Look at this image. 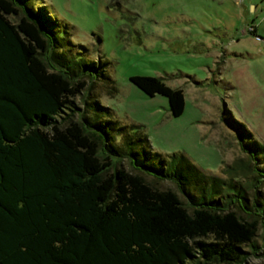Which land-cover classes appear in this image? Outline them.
Segmentation results:
<instances>
[{
  "label": "trees",
  "instance_id": "16d2710c",
  "mask_svg": "<svg viewBox=\"0 0 264 264\" xmlns=\"http://www.w3.org/2000/svg\"><path fill=\"white\" fill-rule=\"evenodd\" d=\"M60 25L43 0H0V264L264 258V144L225 104L222 121L244 155L224 176L154 150L144 125L123 124L100 102L94 90L110 78ZM130 80L165 96L173 117L184 113L183 88L156 76Z\"/></svg>",
  "mask_w": 264,
  "mask_h": 264
},
{
  "label": "rangeland",
  "instance_id": "374dc122",
  "mask_svg": "<svg viewBox=\"0 0 264 264\" xmlns=\"http://www.w3.org/2000/svg\"><path fill=\"white\" fill-rule=\"evenodd\" d=\"M43 1L68 41L103 65L110 80L102 79L94 90L100 102L123 124L144 125L154 150L165 156L183 153L205 173L224 176L225 164L244 155L222 121L225 104L264 144L262 118L253 119L242 104L249 92L240 86L228 96L219 82L233 79L238 86L243 84L239 75L252 77L250 91L261 101L254 114L264 116V44L256 38L259 32H249L253 18L264 21V0ZM252 2L258 4L257 14L250 11ZM232 52L254 57L237 58ZM134 75L160 77L183 88L184 113L173 117L167 98L147 95L131 82ZM123 165L129 167L127 161ZM155 182L176 187L169 180ZM259 233L263 245V229ZM245 264H264V258L253 255Z\"/></svg>",
  "mask_w": 264,
  "mask_h": 264
},
{
  "label": "crops",
  "instance_id": "0c3cea01",
  "mask_svg": "<svg viewBox=\"0 0 264 264\" xmlns=\"http://www.w3.org/2000/svg\"><path fill=\"white\" fill-rule=\"evenodd\" d=\"M250 7H251V12L252 14L255 13L257 14V10H258V4H254L253 2L250 4ZM250 14V12H249ZM264 17V16H263ZM253 21V22H252ZM251 21V23L253 24H256V29H257V32H259L261 35L264 36V21H262V19L260 20H256L255 18H253ZM236 54H241V56H237ZM230 55L234 56V57H237V58H244V59H253L254 55L252 53H249V52H245V53H241V52H232ZM238 76V75H237ZM247 75H244V74H241L238 76V78L241 80L242 79V85L241 84H238V86L234 85L233 82H235V80L232 79V81L230 80H226L227 82H229L232 86V88H230V91L228 92V96H230V92H234L235 93V89H238L240 86L244 87L245 90L247 92H249V94L245 97L244 101L242 102L243 104V107L245 109H247V111L250 113V116L253 118V119H259L262 118L261 120L263 121V126H264V116H255L254 114V109L257 107L259 108V103H261V101H259L257 98V94L256 92H251L250 91V86L248 85V83H250L251 85L254 84L253 80L251 78H246ZM229 107V106H228ZM233 112V111H232ZM234 114V113H233ZM235 116V115H234ZM258 117V118H257Z\"/></svg>",
  "mask_w": 264,
  "mask_h": 264
},
{
  "label": "built area",
  "instance_id": "2783aa9c",
  "mask_svg": "<svg viewBox=\"0 0 264 264\" xmlns=\"http://www.w3.org/2000/svg\"><path fill=\"white\" fill-rule=\"evenodd\" d=\"M253 30V28H251ZM256 38L264 44V36L256 34Z\"/></svg>",
  "mask_w": 264,
  "mask_h": 264
}]
</instances>
